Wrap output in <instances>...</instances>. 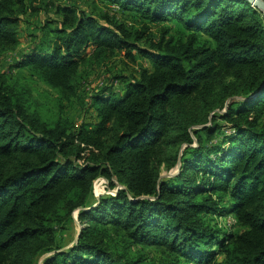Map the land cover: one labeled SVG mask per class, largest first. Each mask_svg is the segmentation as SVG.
<instances>
[{"label": "trees", "instance_id": "obj_1", "mask_svg": "<svg viewBox=\"0 0 264 264\" xmlns=\"http://www.w3.org/2000/svg\"><path fill=\"white\" fill-rule=\"evenodd\" d=\"M49 5L54 21L13 67L56 92L55 120L27 107L22 79L0 76V264H264L262 12L246 0H0V64ZM122 53L147 66L89 96L96 122L71 124L82 68ZM102 177L115 193L96 198ZM230 217L240 232L211 222Z\"/></svg>", "mask_w": 264, "mask_h": 264}, {"label": "rangeland", "instance_id": "obj_2", "mask_svg": "<svg viewBox=\"0 0 264 264\" xmlns=\"http://www.w3.org/2000/svg\"><path fill=\"white\" fill-rule=\"evenodd\" d=\"M52 0H40L41 3H49ZM56 0H53V2ZM60 3H73L80 7H87L91 0H58ZM99 6L102 9H107L106 11H109L111 14H117L119 19L123 16L124 19L129 23V25H133L135 23H141L142 20L139 16L129 13L127 15H122L119 10L116 9L115 6L111 4H105L99 2ZM52 6L49 5V14L42 13V15H39L36 18H31L26 20V22L23 24L22 27V38H23V44L19 47L17 52H10L6 56L4 55L0 64V76L4 74H8L11 77H19L22 79L28 89L31 93L30 96H26L27 101V107L31 111H35L39 113L43 119V121L49 123L53 120H55L54 114L56 110L54 109V103L56 98V92L41 82L37 78H32L30 76V73L26 70H17L14 69V65L17 62L19 56L21 55L20 52L25 51L28 47L31 46V44L38 45V40L35 37L40 33L39 30L41 29V26L44 22L47 21L46 18H49L54 21V9L51 8ZM52 17V18H50ZM58 19V18H57ZM54 26V25H53ZM153 33L157 34L159 31V27L157 25H153ZM174 32H178L183 30L181 26L178 24H174ZM34 33V34H32ZM174 35V34H173ZM48 42L52 41V34L49 37ZM35 46V45H34ZM93 48L90 50H86L87 56H89L90 53H92ZM124 57V53L121 54L118 58L113 60L111 63H109L105 67H98V66H87L82 68V72L85 75V79L80 80L78 82L79 89L82 88L78 92V96L73 100V102L68 103L65 108V117L68 119V121L75 125L80 126L82 123H92L96 122V113L95 111L90 107V101L89 96H91L95 92L101 91L105 86H111L115 84L116 90H122L123 85L119 82H114L112 79H114L115 76L123 75V76H130V75H138V72L142 67L147 66L146 62L144 60H138L136 65H131L129 61H127ZM128 62V64H127ZM9 77V76H8ZM82 83V85H81ZM8 86H12L13 83H7ZM18 92H23L21 90V87L18 86L17 88ZM179 170H174L171 174L175 175ZM164 174H167V172H164ZM168 175V174H167ZM115 190H111L108 186V181L106 178H99L94 182V194L96 198H100L104 195L114 194ZM79 211H75L73 214V223L69 226V233L67 235V242L69 243L67 248H69L74 242H76L79 233L82 229V225L79 222L78 219ZM213 224L218 223L217 225L221 228H225L226 231L232 233H238L242 229L240 227L236 226L235 219L233 217H230L229 219H226V221L218 219L216 222L215 220L211 221ZM121 251L125 252L126 250L121 247ZM130 254H140L145 255V258L147 260H156L159 261L162 258V254L159 250L154 248H147L143 249L141 247H138L134 249ZM46 257V255L44 256ZM221 256L218 257V260H221ZM43 257L40 259L38 264L42 263ZM182 264H191L188 262H183Z\"/></svg>", "mask_w": 264, "mask_h": 264}, {"label": "water", "instance_id": "obj_3", "mask_svg": "<svg viewBox=\"0 0 264 264\" xmlns=\"http://www.w3.org/2000/svg\"><path fill=\"white\" fill-rule=\"evenodd\" d=\"M246 1L251 3L253 7L258 8L262 12V14L264 15V0H246ZM238 99H241V98H238ZM178 170H179V168H178ZM170 175H172V174L171 173L168 175L164 174L163 177L170 176Z\"/></svg>", "mask_w": 264, "mask_h": 264}, {"label": "crops", "instance_id": "obj_4", "mask_svg": "<svg viewBox=\"0 0 264 264\" xmlns=\"http://www.w3.org/2000/svg\"><path fill=\"white\" fill-rule=\"evenodd\" d=\"M113 86H114V88H115V84H114Z\"/></svg>", "mask_w": 264, "mask_h": 264}]
</instances>
